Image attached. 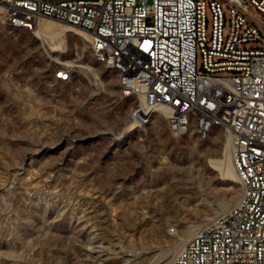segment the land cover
Instances as JSON below:
<instances>
[{
	"label": "rangeland",
	"instance_id": "rangeland-1",
	"mask_svg": "<svg viewBox=\"0 0 264 264\" xmlns=\"http://www.w3.org/2000/svg\"><path fill=\"white\" fill-rule=\"evenodd\" d=\"M5 14L0 4V264H171L239 199L220 167L227 133L175 136L158 112L137 127L141 98L121 95L85 33L49 19L12 28ZM207 16L210 37L208 1Z\"/></svg>",
	"mask_w": 264,
	"mask_h": 264
},
{
	"label": "built area",
	"instance_id": "built-area-1",
	"mask_svg": "<svg viewBox=\"0 0 264 264\" xmlns=\"http://www.w3.org/2000/svg\"><path fill=\"white\" fill-rule=\"evenodd\" d=\"M207 1L212 15L210 37ZM4 19L44 17L90 35L91 55L122 69L141 118L168 109L169 131L205 138L223 122L241 185L237 202L198 229L171 264H264V0H0ZM228 9V14L225 11ZM72 66L59 71L70 81Z\"/></svg>",
	"mask_w": 264,
	"mask_h": 264
},
{
	"label": "bare ground",
	"instance_id": "bare-ground-1",
	"mask_svg": "<svg viewBox=\"0 0 264 264\" xmlns=\"http://www.w3.org/2000/svg\"><path fill=\"white\" fill-rule=\"evenodd\" d=\"M5 17V16H4ZM42 19H49V20H54V19H50V18H44V17H41V18H39V19H37L36 20V26H38L39 25V22H40V20H42ZM55 21H57V20H55ZM4 22L8 25V26H10V27H12V28H17V29H26V30H32L33 28H27V27H22V26H20V21H18V20H13V19H4ZM57 22H59V23H61V24H67V25H70V24H68V23H64V22H60V21H57ZM70 26H72V25H70ZM72 27H75V26H72ZM75 28H77V27H75ZM79 29V28H78ZM79 30H81V29H79ZM83 33H85L88 37H89V39H90V35L87 33V32H85V31H83V30H81ZM56 48V47H55ZM96 58L98 59V56H96ZM100 63H102L103 65H105L107 68H109V69H112V70H115L116 71V73H117V76H118V81H119V85H120V87H121V84H122V69L121 68H119V66L118 65H109V67H108V57L107 56H100L99 57V60H98ZM67 66H70V65H67ZM78 67H81V68H88L85 64H78L77 65ZM73 67V66H72ZM60 71H64V67L63 68H61V70ZM71 76H72V71H70V78H71ZM57 78H59V76H57ZM132 95H135V96H139L140 98H141V102H139L136 106H135V112L136 113H143V111H144V104H143V99H142V95H140V92H129L128 93V95H126V96H132ZM156 110H158V111H151V112H148V113H146V116L145 117H143V118H141V127H145V126H147V125H149L151 122H152V120H153V117H154V115L156 114L155 112H158V113H160L161 115H163V116H165L166 117V115L168 114V109L165 107V106H163V105H159L158 107H157V109ZM133 120V119H132ZM133 123L137 126V127H139L136 123H135V121L133 120ZM167 124H168V127H169V118H167ZM222 128L223 129V122H214V128H212V131L214 130V129H216V128ZM227 136H228V142H229V151H227L226 152V158L224 159V161L222 162V164H220V167L222 168V173L226 176V178L227 179H232L233 178V176H234V174H235V176H236V178L238 179V177H237V175H236V172H235V169H234V165H233V162H232V157H231V145H230V138H229V135L227 134ZM233 170V171H232ZM238 182H239V179H238ZM240 184V183H239ZM228 209V208H227ZM226 209V210H227ZM225 210V211H226ZM225 211H223V212H225ZM222 212V213H223ZM222 213H220V214H222ZM219 215V214H218ZM216 217V216H215ZM214 217V218H215ZM214 218H212V219H214ZM211 219V220H212ZM210 220V221H211ZM201 227H199V228H197L196 230H194L193 231V233L189 236V238L198 230V229H200ZM189 238H187V239H189ZM186 239V240H187ZM185 240V241H186ZM184 241V242H185ZM184 242H183V244H184ZM182 244V245H183ZM182 247V246H181Z\"/></svg>",
	"mask_w": 264,
	"mask_h": 264
}]
</instances>
